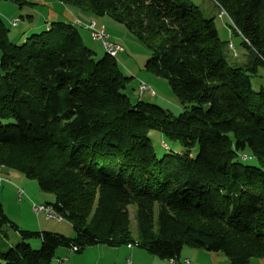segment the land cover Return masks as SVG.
<instances>
[{
    "label": "trees",
    "instance_id": "16d2710c",
    "mask_svg": "<svg viewBox=\"0 0 264 264\" xmlns=\"http://www.w3.org/2000/svg\"><path fill=\"white\" fill-rule=\"evenodd\" d=\"M19 6L26 0H14ZM264 65V0H211ZM124 25L150 54L183 111L132 103L115 58L84 45L75 23L51 22L20 45L0 18V168L34 180L74 237L18 230L0 264H50L56 249L133 245L172 264L183 246L231 264L264 262V88L229 65L212 18L191 0H65ZM180 150L158 157L148 133ZM166 149V146H164ZM249 159L246 164L240 159ZM136 207L137 240L127 208ZM39 237L38 250L24 242Z\"/></svg>",
    "mask_w": 264,
    "mask_h": 264
},
{
    "label": "rangeland",
    "instance_id": "374dc122",
    "mask_svg": "<svg viewBox=\"0 0 264 264\" xmlns=\"http://www.w3.org/2000/svg\"><path fill=\"white\" fill-rule=\"evenodd\" d=\"M26 1L27 3L19 6L14 0H0V18L8 30L7 37L11 43L22 44L29 35L46 30L51 22L72 23L76 21L74 18H77L81 24H87L89 21L103 24L108 36L117 41L122 48V52L117 53L114 58L124 76L130 78L126 89L123 91L130 101L132 103L137 101L139 95L136 88L139 83H143L152 89L155 96L150 97L148 94H143L141 96L142 102L155 104L168 111L172 117L178 116L183 111L168 82L163 78L153 76L144 68L150 54L141 40L135 37L124 25L114 22L108 16L92 17L77 7L68 5L65 0ZM191 1L197 6L204 18L213 19L218 37L224 43L222 52L227 63L233 67L255 68V75L251 78L253 88L258 90V85L264 87V65L255 62L254 54L242 45L241 37L229 27L228 19L221 16L224 13L218 10L211 0ZM13 22H16V25L12 26ZM78 30L84 45L96 52L98 57L103 56L105 51L101 43L93 41L90 33L84 29L79 28ZM233 56L237 58L235 59ZM148 137L158 157L171 149L180 150L155 131L148 133ZM240 159L243 163L253 164L252 160H244L243 156ZM0 178L2 180L7 179L0 187V204L11 225H14L18 230L28 232H51L69 239L74 237V231L67 221L47 220L44 214H35L32 211L33 206L51 204L54 201L51 194L42 193L38 189L34 180L26 179L22 174L9 169L0 172ZM17 188L24 191L21 202L17 199ZM135 210L134 205L127 208L128 231L134 241L137 240L138 236L134 220ZM2 232L3 235L0 236L1 251H5L22 241L16 230L9 224L3 225ZM24 242L28 243L34 250H38L41 244L39 237H32ZM58 260L61 262H57ZM178 260L181 263L187 260L188 264H231L222 253H210L203 249L188 246L182 247ZM50 264H172V262L151 255L135 245L132 247L126 245L116 247L93 245L85 247L80 252L60 247L56 249L55 258ZM249 264H264V262L251 259Z\"/></svg>",
    "mask_w": 264,
    "mask_h": 264
},
{
    "label": "built area",
    "instance_id": "2783aa9c",
    "mask_svg": "<svg viewBox=\"0 0 264 264\" xmlns=\"http://www.w3.org/2000/svg\"><path fill=\"white\" fill-rule=\"evenodd\" d=\"M74 23H75V25L78 28H82L85 31L89 32L90 36H91V39L93 41H95V42H100L103 48L114 49V50H116L119 53L122 52L121 46L118 43L114 42L108 36V34L105 31V28H104L103 24H97L94 21H89L87 24H81L78 20H76ZM14 25H16V22L12 23V26H14ZM137 93H138L139 96H142L143 94H148L151 97H153L155 95L154 92L152 91V89L149 86H147V85H145L143 83H139L138 84ZM5 181H7V179L6 180H2L0 178V187H1L2 183L5 182ZM16 194H17L18 201L21 202L23 197H24V191L22 189L17 188L16 189ZM51 209H52L51 207H48V204H43V205L33 206L32 207V211L35 214L42 213V214L45 215V218L47 220H51V218H50ZM54 221L58 222V220H54ZM72 251H74V250H72ZM57 262H61V261L58 260ZM184 264H188V262L185 261Z\"/></svg>",
    "mask_w": 264,
    "mask_h": 264
},
{
    "label": "bare ground",
    "instance_id": "6f19581e",
    "mask_svg": "<svg viewBox=\"0 0 264 264\" xmlns=\"http://www.w3.org/2000/svg\"><path fill=\"white\" fill-rule=\"evenodd\" d=\"M229 46H230V45H229ZM103 49H104L105 53H106L108 56L112 57V58H114V57L116 56V54L119 53V52H117V51L114 50V49H110V48H103ZM50 218H51V219H54V220H58V222L62 221V218L59 217L58 215H56V213H55L52 209H51V211H50Z\"/></svg>",
    "mask_w": 264,
    "mask_h": 264
},
{
    "label": "crops",
    "instance_id": "0c3cea01",
    "mask_svg": "<svg viewBox=\"0 0 264 264\" xmlns=\"http://www.w3.org/2000/svg\"><path fill=\"white\" fill-rule=\"evenodd\" d=\"M74 19H76V20H77V18H74ZM73 21H74V20H73ZM72 23H74V22H72ZM112 40H113V39H112ZM113 41H114V42H116V43H118V42H117V41H115V40H113ZM233 58H235V59H236L237 57H236V56H233ZM258 87H263V86H261V85H258ZM263 88H264V87H263ZM136 89H137V88H136ZM149 96H150V95H149ZM154 96H155V95H154ZM154 96H153V97H154ZM150 97H151V96H150ZM3 171H4V169H1V168H0V172H3ZM45 204H47V203H45ZM185 261H187V260H185ZM187 262H188V261H187ZM184 263H185V262H184ZM184 263H183V264H184Z\"/></svg>",
    "mask_w": 264,
    "mask_h": 264
}]
</instances>
